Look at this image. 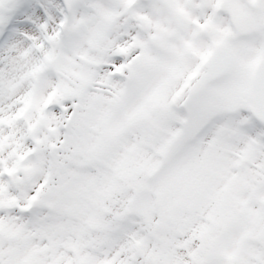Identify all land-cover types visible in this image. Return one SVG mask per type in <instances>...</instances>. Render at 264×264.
Returning <instances> with one entry per match:
<instances>
[{"label": "snow or ice", "instance_id": "6c2138e0", "mask_svg": "<svg viewBox=\"0 0 264 264\" xmlns=\"http://www.w3.org/2000/svg\"><path fill=\"white\" fill-rule=\"evenodd\" d=\"M0 264H264V0H0Z\"/></svg>", "mask_w": 264, "mask_h": 264}]
</instances>
